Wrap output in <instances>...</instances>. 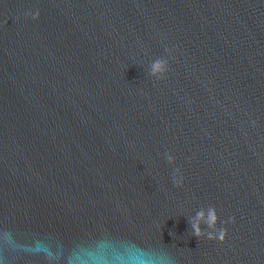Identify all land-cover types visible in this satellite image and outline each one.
<instances>
[{
  "label": "water",
  "instance_id": "1",
  "mask_svg": "<svg viewBox=\"0 0 264 264\" xmlns=\"http://www.w3.org/2000/svg\"><path fill=\"white\" fill-rule=\"evenodd\" d=\"M0 264H264V0H0Z\"/></svg>",
  "mask_w": 264,
  "mask_h": 264
}]
</instances>
